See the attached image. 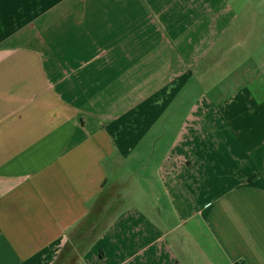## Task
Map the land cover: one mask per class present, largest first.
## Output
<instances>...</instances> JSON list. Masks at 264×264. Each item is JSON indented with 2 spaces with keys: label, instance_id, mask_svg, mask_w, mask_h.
I'll use <instances>...</instances> for the list:
<instances>
[{
  "label": "crops",
  "instance_id": "obj_1",
  "mask_svg": "<svg viewBox=\"0 0 264 264\" xmlns=\"http://www.w3.org/2000/svg\"><path fill=\"white\" fill-rule=\"evenodd\" d=\"M0 264H264V0H0Z\"/></svg>",
  "mask_w": 264,
  "mask_h": 264
},
{
  "label": "rangeland",
  "instance_id": "obj_2",
  "mask_svg": "<svg viewBox=\"0 0 264 264\" xmlns=\"http://www.w3.org/2000/svg\"><path fill=\"white\" fill-rule=\"evenodd\" d=\"M171 130L173 131V128Z\"/></svg>",
  "mask_w": 264,
  "mask_h": 264
}]
</instances>
